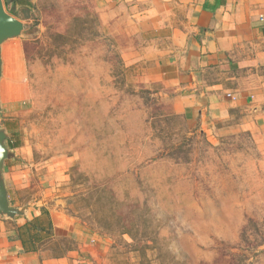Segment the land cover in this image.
Instances as JSON below:
<instances>
[{
	"label": "rangeland",
	"instance_id": "rangeland-1",
	"mask_svg": "<svg viewBox=\"0 0 264 264\" xmlns=\"http://www.w3.org/2000/svg\"><path fill=\"white\" fill-rule=\"evenodd\" d=\"M15 16L25 25L2 45L0 129L36 176L65 161L56 193L109 241L111 264H264V142H211L176 119L125 65L126 40L94 0H36Z\"/></svg>",
	"mask_w": 264,
	"mask_h": 264
},
{
	"label": "crops",
	"instance_id": "crops-1",
	"mask_svg": "<svg viewBox=\"0 0 264 264\" xmlns=\"http://www.w3.org/2000/svg\"><path fill=\"white\" fill-rule=\"evenodd\" d=\"M35 1L9 0L7 9L25 25L15 12ZM94 3L108 29L125 38V65L138 68L144 87L166 100L192 132L211 142L240 133L264 142V0ZM2 93L0 85L3 108ZM20 147H8L14 156L2 171L9 206L18 213L0 214V264H111L109 241L80 227L56 193L65 161L50 159L36 176L18 166Z\"/></svg>",
	"mask_w": 264,
	"mask_h": 264
},
{
	"label": "water",
	"instance_id": "water-1",
	"mask_svg": "<svg viewBox=\"0 0 264 264\" xmlns=\"http://www.w3.org/2000/svg\"><path fill=\"white\" fill-rule=\"evenodd\" d=\"M23 30L24 24L14 16L7 13L4 7V1L0 0V77L2 75V45L8 40L20 36ZM1 116L2 107L0 103V117ZM8 138L9 137L6 132L4 130H0V214L14 217L18 211L9 206L8 196L2 178L4 162L14 156L6 145Z\"/></svg>",
	"mask_w": 264,
	"mask_h": 264
},
{
	"label": "trees",
	"instance_id": "trees-1",
	"mask_svg": "<svg viewBox=\"0 0 264 264\" xmlns=\"http://www.w3.org/2000/svg\"><path fill=\"white\" fill-rule=\"evenodd\" d=\"M4 1V7H6L7 8V5H8V3H9V0H3ZM9 13H11V12H9ZM176 119H178V120H180V121H182V123H184L183 122V119H182V117H180V116H174ZM185 124V123H184ZM9 141H10V143H11V147L12 148H18L19 146H20V143L18 142V141H13V139H9ZM95 213H97V211H95ZM51 229H52V226L50 227V231H49V233H51Z\"/></svg>",
	"mask_w": 264,
	"mask_h": 264
}]
</instances>
